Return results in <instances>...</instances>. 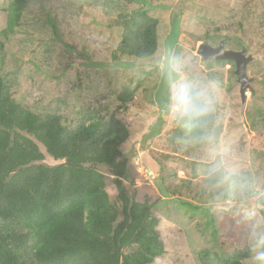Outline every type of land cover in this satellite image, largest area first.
<instances>
[{"label":"rangeland","instance_id":"374dc122","mask_svg":"<svg viewBox=\"0 0 264 264\" xmlns=\"http://www.w3.org/2000/svg\"><path fill=\"white\" fill-rule=\"evenodd\" d=\"M10 1L0 0V80L23 108L58 115L69 129L87 113L115 115L127 127L120 150L136 171L123 181L127 195L159 197L151 216L164 253L153 264H200L201 251L215 257L249 247L252 225L244 217L256 198L236 192L218 198L208 172L224 159L238 179L250 178L264 195V0H28L19 26L6 36ZM139 12L157 21L155 55L114 58L120 20ZM220 41L252 56L246 73L253 94L246 91L244 106L235 64L205 62L197 54L202 43L217 47ZM166 55L208 89L216 120L206 130L211 140H196L174 119L161 70ZM123 91L132 99L121 107ZM59 163L45 155L43 164ZM100 170L110 201L120 204L114 177Z\"/></svg>","mask_w":264,"mask_h":264},{"label":"trees","instance_id":"16d2710c","mask_svg":"<svg viewBox=\"0 0 264 264\" xmlns=\"http://www.w3.org/2000/svg\"><path fill=\"white\" fill-rule=\"evenodd\" d=\"M27 1H10L2 34L19 26ZM120 25L114 58L155 55V19L139 12ZM118 99L123 107L132 94L123 91ZM215 124L211 115L206 130ZM128 139L115 115L87 113L72 130L58 115L23 108L0 80V264H153L163 255L151 216L159 197L130 199L123 183L136 172L120 150ZM45 155L60 163L43 164ZM100 168L114 177L120 204L110 201ZM259 202L264 204V195ZM259 214L264 217V208ZM198 258L200 264H245L249 247L215 257L201 251Z\"/></svg>","mask_w":264,"mask_h":264},{"label":"clouds","instance_id":"9594fccd","mask_svg":"<svg viewBox=\"0 0 264 264\" xmlns=\"http://www.w3.org/2000/svg\"><path fill=\"white\" fill-rule=\"evenodd\" d=\"M161 70L165 83L170 90L171 109L174 119L180 121L186 132L202 140H211L206 132L207 124L213 111V101L208 89L188 79L181 61L175 57L165 56ZM203 133L202 135H198ZM209 176L215 181L217 196L230 197L234 192L244 199L256 198L255 206L245 212V220L252 225L250 231L249 256L252 264H264V225L256 226V217L264 204L259 202L256 184L247 177L237 178L226 160L217 159L209 169Z\"/></svg>","mask_w":264,"mask_h":264},{"label":"water","instance_id":"95a60500","mask_svg":"<svg viewBox=\"0 0 264 264\" xmlns=\"http://www.w3.org/2000/svg\"><path fill=\"white\" fill-rule=\"evenodd\" d=\"M197 54L205 61H232L235 64V76L237 78V83L239 84V94L242 100V105L245 102L246 91L253 90L250 87V82L253 78L247 76L246 67L248 63L252 60V56H247L246 49L242 48L240 51L227 50L224 48V42L220 41L217 47H211L207 43H202ZM137 161V159H136Z\"/></svg>","mask_w":264,"mask_h":264}]
</instances>
